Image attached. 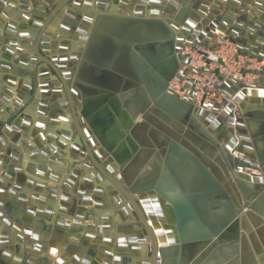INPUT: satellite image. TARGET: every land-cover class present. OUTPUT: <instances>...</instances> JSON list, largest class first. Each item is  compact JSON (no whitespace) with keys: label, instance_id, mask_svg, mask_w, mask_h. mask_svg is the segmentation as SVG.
Wrapping results in <instances>:
<instances>
[{"label":"water","instance_id":"obj_1","mask_svg":"<svg viewBox=\"0 0 264 264\" xmlns=\"http://www.w3.org/2000/svg\"><path fill=\"white\" fill-rule=\"evenodd\" d=\"M189 1L46 0L49 8L46 17L38 15L31 22L37 30H22L7 41L9 46L4 49L3 58L0 57V67L9 71L6 78L11 85L18 76L32 74L27 69L29 57L21 53V49L20 57H13L12 47L27 46L28 50L34 51L32 60H37L36 70L40 63H44L46 67H43L41 74L53 76L54 82L48 81L43 85L60 88V93L66 99L57 106L59 93L53 91L51 101L56 103L52 107L48 103H41L43 109H50V118L43 116L47 112L41 110L42 117L35 123L19 119V124L13 127L20 128L18 135L24 138L14 146L13 153L10 152L9 156L5 154L4 160L0 159V164L4 165L3 171L8 176L14 170L22 171V158L28 154L22 149L27 144L33 149L32 157L44 156L45 159L37 161L36 167L44 173L48 170V162L63 161L64 146L69 142L74 155L70 157L72 168L77 164L75 159L80 158L85 167L92 166L94 175L102 182L94 188L96 205L106 204L110 209L112 200H126V204H121V211L125 215L130 213L128 207H131L135 215L133 222L137 227L132 223L121 227L122 232L131 234L118 238L117 245L119 248L124 247L128 241L133 243L131 248L135 251L138 241H149L147 255L138 259V264H158L160 254L162 264H168L167 261L171 264H198L199 258L203 259V264L211 253L212 257L226 260L227 264H264V222L253 211H259L258 206L243 200L233 180V175L242 174L245 166L259 169L257 162L251 161L242 152L252 154L251 138L256 143V135L250 133L249 136L243 128L247 111L242 108L241 102L253 93L264 99V87L242 88L236 80L233 83L227 81L229 93L225 99L228 104L225 113H231L227 120L219 113L220 105L213 112H207L196 108L188 97L179 98L167 88L183 58L175 50V44L208 46L213 43L217 30L235 41L241 51L264 62V38L261 37L264 36V23L261 20L254 23L246 9L253 2L264 14V0H216L211 8V0L199 4L195 2L193 5ZM4 3L16 11L4 10ZM17 3L18 0H0L1 18L21 13L17 18L28 19L29 12L43 13L42 9L31 8L28 0H19L18 8ZM240 4L241 7L237 9ZM65 6L61 27L70 30L78 26V37L74 43L61 45L59 53L52 55L49 48L57 47V38L54 36L51 40L49 34H46L48 38L45 37V31ZM16 29L15 19L9 21L6 30L14 34ZM1 36L9 38L2 28ZM254 72L258 74L261 84L264 80V64ZM7 93L11 94V91L7 90ZM8 94L4 96L7 101ZM258 106L251 114L262 122L259 134H263L260 140L264 141V109H261L264 104ZM5 109L12 112L8 104ZM61 120L66 124L61 125ZM234 123L236 130L231 126ZM137 124H147L165 137L167 142L161 149L165 163L158 176L161 179L154 177L144 185L132 187L123 177L126 176L125 170L134 164L141 152L140 142L134 136ZM226 124L230 126L227 128ZM206 125H211V133L207 131ZM31 126L34 127L32 133ZM42 127H47L46 134ZM23 128L26 130L21 133ZM7 129L12 128L10 126ZM30 135L34 137L33 141H27ZM4 137V134L0 135V144L4 143ZM221 140L223 146L218 144ZM209 141L218 144V149ZM98 144L101 147H96ZM103 154H106V159L102 158ZM189 161H193L197 172L202 174V187H198V193L193 195L184 193L186 188H183L185 191L182 193H175L178 189L166 170V163L173 168L174 162L187 165ZM18 164L22 167H16ZM72 168L70 173L75 179L80 173ZM58 173L62 171L55 169L49 175L57 178ZM167 176L170 182L164 181ZM247 176L260 182L256 194L261 192L258 201L264 202V172L262 175L251 173ZM73 178H68L69 185L74 183ZM31 179L30 183L35 182L34 178ZM85 180L89 184L85 187L88 190L93 179L86 176ZM219 181L229 189L230 196L226 195ZM205 184L211 187L214 192L212 195H203ZM1 187L5 189V186ZM105 188H109V196L105 195ZM50 190L54 193L56 188ZM216 195L227 198L225 211L219 213L209 208L206 212L205 206L220 203L215 199ZM62 199L64 204L67 198ZM83 200H91L89 191ZM13 205L16 204L6 203L9 213L17 210ZM59 208L66 210L62 204ZM41 210L53 213L51 208ZM26 213L33 215V209H27ZM85 215L95 218V211L83 207L77 217L83 218ZM5 217L9 223L10 218ZM100 218L108 221L107 215H100ZM157 218L161 219L162 224L157 222ZM250 220L258 234L254 232ZM65 222L66 217L63 215L57 220L60 225ZM260 222L263 226L258 225ZM102 224L105 229L112 226L111 222ZM74 225L87 223L74 221ZM41 230H49L48 220L42 224ZM165 234L168 236L165 237ZM215 235L218 236L217 240H213ZM256 235L260 236L261 243ZM2 236L8 242V234L3 233ZM106 241L111 242V239L106 238ZM222 246L227 247V252ZM106 253L112 256L110 249ZM115 260L128 263L129 257L118 253ZM0 264L13 263L0 255Z\"/></svg>","mask_w":264,"mask_h":264},{"label":"crops","instance_id":"obj_2","mask_svg":"<svg viewBox=\"0 0 264 264\" xmlns=\"http://www.w3.org/2000/svg\"><path fill=\"white\" fill-rule=\"evenodd\" d=\"M30 3L31 8H39L42 9V12H29L27 15L29 16L28 19H21L17 18L18 15H21V13H12L9 15L8 18L2 19L0 15V28H2V31L7 32V35L9 38L1 36L0 38V57L3 58L4 55V49L9 46V43L7 42L12 37H16L18 33L22 30H28L29 28L33 30H37L33 25H31V22H33L35 19H37L38 15L42 18H45L47 15V12L49 11V8L46 5V0H28ZM201 1L204 0H190L189 3H192V5L195 2L201 3ZM247 1V0H242ZM251 2L254 0H250ZM216 0L209 1L210 8L214 5ZM54 1L52 2V4ZM19 0L17 3L18 8ZM241 7V4L237 6V9ZM20 9V7H19ZM249 13V18H251L254 23L257 21H262L264 23V14L260 7L257 5L252 4L248 7H246ZM4 10H14L10 6H8L7 3H4ZM66 10V6L63 7V9L60 11L59 15L55 17L53 22H51L46 31H45V37L46 34L51 35V40L56 36L57 38V47H50L49 50L51 54L53 53H59V47L63 44H69L74 43L78 37L77 28H72L70 30H63L61 27L62 25V17ZM16 10H14L15 12ZM28 11V10H27ZM237 14H235V17ZM204 16H202L201 21H203ZM16 21L17 28L16 33L11 34L6 30V26L9 23V21L14 20ZM81 21V19H80ZM22 24V26H21ZM250 27V26H249ZM248 27V28H249ZM258 36V35H257ZM50 37V36H49ZM264 38V36H261ZM216 39V37H213V41ZM14 56L19 58L21 53H25L29 57L30 65H28L27 69L32 71L33 73L28 74L26 76H18L16 80H14V84L11 85L7 82L6 75L9 73V71H6L0 67V135L4 134V143L0 144V159L4 160V156H9L10 152H14V146L18 145L20 141L24 138L23 135L19 136L18 133L20 131V128H15L13 126L18 123L20 120H31L33 123H35L36 120L40 119L42 117V114L40 113L41 110L47 112V114H43L45 117H49L48 112L50 109H43L41 106V103H48L50 107L56 103V101H51L52 99V93L55 91L56 93H59L57 96L58 104L56 105L60 106L61 103L66 99L65 95L60 93V88H50L43 85V83H48V81H53V76L51 74L49 75H42L41 71L43 70V67H46L44 63H40L38 66V70H36V63L37 60H32V58L35 56L34 51L28 50V47H12ZM22 50L19 51V50ZM21 52V53H20ZM72 53V51H70ZM33 61V64H32ZM42 67V68H41ZM24 85L27 87V89L24 87ZM54 85V83H53ZM52 85V86H53ZM261 86L264 87V80L261 83ZM7 90L11 91V94L7 93ZM8 94V101L5 99V95ZM32 96V99H30ZM8 104L12 112L5 109V105ZM242 108L247 111V117L246 122L244 123L243 128L247 131V133L250 136V133H254L256 135V143L251 138L252 142V154H244L243 155L248 156L251 161L255 160L257 164L259 165V169L253 168L251 166H245L242 174L233 175V180L236 183L238 192L242 196L243 200H246L250 204H255L258 206V210L253 209V211L259 215V217L264 222V202L258 201L261 192L256 194L258 192V185L260 184L259 181L255 179L249 178V174L256 173L257 175L263 174V164H264V141L260 140L261 137H263V134H259L261 132V120L256 118L255 115L251 114L254 111H256L257 108H259L258 105L264 104V99L259 98V96L256 93H253L251 95H247L245 99L241 102ZM264 109V108H261ZM226 108L219 111L221 116H223L224 119H228L231 115L230 112L227 114L225 113ZM236 113L234 114V117L236 118ZM218 115L215 113V118H217ZM61 125H65L66 122L61 120ZM19 124V123H18ZM9 125V126H8ZM33 125V124H32ZM228 125V124H226ZM11 126V130L7 129V127ZM18 126V125H17ZM207 131L211 133L210 127L211 125H206ZM230 125L227 126V128ZM234 130H236V124L234 123L231 125ZM34 127L31 126L30 133ZM214 130L216 129L213 127ZM44 133L48 132L47 127L43 128ZM26 130V128L21 129V133H23ZM136 133L138 137H140L141 141L144 143V147L141 150L138 166L136 164L132 165V168L129 169V176L132 175V179L135 180V182H140L141 184L148 183L151 181L154 177H157V179H161L158 177L161 173V170L164 166V160H163V152L162 148L166 145V138L157 133L156 131L152 130L150 126H147L145 124L140 125L139 129L136 130ZM34 137L31 135L27 138V141H33ZM67 142V140H65ZM218 141V144L221 143ZM212 146L217 147L218 144L213 143V141H209ZM46 145V143L44 142ZM99 145V144H98ZM98 145L96 147H98ZM223 146V145H222ZM70 145L67 144V147L64 149L65 153L63 154V157L66 162H62V165L66 164V168H64L58 161L56 163L48 162L47 167L48 171H53L57 168L61 169H67L69 160L72 154ZM101 147V146H100ZM12 149V151H10ZM37 149V148H36ZM23 151H28L27 156L22 158V172L25 178L19 179L18 178V172L15 171L16 174L14 176L8 177L4 175V171L0 172V178H3V181H0V204H3L6 201H9L17 210H19L17 217L12 218L10 223L6 222V217L8 216V209L6 208V204L0 205V247H5V250H1L2 254L10 255L12 261H19L20 258L13 250L7 247L5 243H15L20 242L23 243L25 238H28L30 241V247L32 248L31 257L36 261V264H44V261L47 260V264H105L107 261L109 264H138V259H142L144 256V253L147 251V246L145 249L141 248L140 241H138L136 244L139 247L138 250H133L131 246L133 243L126 242L124 247L118 248L117 247V239L121 236L127 237L131 233H124L121 230V227H124L125 225H128L131 222V219L128 215L123 214L122 211L115 212V214L110 218V214H103L100 212H97L99 208L95 204L94 200V188L88 187V190H86L84 187L86 180L85 176L87 174L84 172L83 174L78 175V179H74V183L71 184V186L67 185V180L69 178V175H71V170L66 172L64 177L60 175V178L57 180H50L46 179L47 172L45 173V176L39 177V174L35 172L37 170L38 165H31V161H34L35 163H38L37 161H41L44 158V156L40 155V157L35 158L32 157L31 153L33 149L29 148L26 144V148L22 149ZM72 151V152H71ZM237 153V151L235 152ZM103 159H106L107 156L102 157ZM77 164L74 166H82L81 163H78L79 160H76ZM136 162V161H135ZM134 162V163H135ZM16 164V163H15ZM21 166L18 164L16 167ZM22 167V166H21ZM52 167V169H50ZM75 167H71L72 170ZM83 168V167H82ZM1 170V169H0ZM166 170L170 173L173 182L175 183L177 187V191L175 193H178V191L182 193L185 190L183 188H186V194L193 195L195 193H198L196 190L198 187H202V174L197 172V166L192 161L187 162V165L183 164L181 165L180 162H174L173 168L170 167L168 163H166ZM164 169V171H166ZM48 172V173H49ZM200 172V171H199ZM213 174V171H212ZM92 175V174H90ZM214 175V174H213ZM3 176V177H2ZM215 176V175H214ZM34 178L35 182H31L30 180ZM94 178V176H93ZM95 179V178H94ZM217 179V178H216ZM165 180H169L168 176ZM38 181L45 182L46 187H51L52 185H56L55 183L60 184V187L58 188L57 192L55 193L54 197L52 198L50 196V192L48 189H38V187L35 185ZM167 182H170L167 181ZM181 182V183H180ZM220 182V181H219ZM153 183V182H152ZM32 184V185H31ZM69 184V183H68ZM95 184L96 182L95 179ZM220 184L223 187V190H225V193L227 196H230L229 189L225 188L223 183L220 182ZM1 185H5L7 187L2 188ZM21 185V188H19ZM54 188V187H53ZM91 188V189H90ZM231 188L234 190L233 186ZM90 192L91 194V200L84 201L83 198L86 196L87 192ZM174 192V191H173ZM203 192V191H202ZM211 193H214L211 190V187L209 185L205 184V196L212 195ZM217 193V192H216ZM263 193V192H262ZM35 194V195H34ZM108 195V193H107ZM62 197H66L67 200H65L63 204ZM215 199L219 200L220 203L217 205H208L206 208L204 207L205 211H215L219 213H223L226 209L227 204V198H223L221 195H216ZM73 200H76L77 202H80V204L84 205L87 210L93 209L95 211V218L87 217V215L84 216V218H79L77 215L79 214L80 209L76 210L75 213H70V207L69 203H71ZM259 203V205H258ZM65 205L66 210H63L59 208L60 205ZM203 204V203H199ZM33 209V215L26 213L27 209ZM51 208L53 209V213L48 214L44 212L41 209H47ZM86 213V212H85ZM3 215V216H2ZM66 217V222L62 225L57 223V220L60 218V216ZM99 215H107L109 218L108 221L103 220V223L105 222H111L112 226L110 228H103L101 225L97 226V224H94L95 221L98 219ZM24 217L26 220H24ZM47 220L49 221V230L48 231H39L35 230L36 227L40 226L42 227L43 223H46ZM257 220V219H256ZM74 221H78L79 223H87L86 226L84 225H74ZM20 222H22L20 224ZM31 223L30 225L26 226V223ZM157 222L160 223L161 219H157ZM251 225L254 227V232L257 233L256 228L254 226L253 221L250 220ZM68 224V226H66ZM134 224V222H133ZM162 224V223H160ZM103 225V224H102ZM259 226H263V223L258 224ZM137 227V225L135 224ZM75 227H78L74 229ZM98 228H101L100 232L98 231ZM8 233L9 235V241L5 242L4 236H2V233ZM91 233V234H90ZM92 235V236H88ZM168 235V234H167ZM20 237V238H19ZM106 238L111 239V242H106ZM20 239V241H18ZM217 239V238H215ZM256 239L261 243V238L259 235H256ZM100 241V242H98ZM3 245V246H2ZM110 249L112 252V256L109 257L106 253L107 249ZM224 248L223 250L227 252V247L222 246ZM118 253H122L129 256L130 263L122 262V261H116L115 256ZM200 256V254H199ZM198 256V257H199ZM211 257V258H210ZM233 258V257H232ZM231 258V259H232ZM206 264H227L226 260L223 261L219 259L218 257H212V253L208 256V258L205 259ZM30 261V260H29Z\"/></svg>","mask_w":264,"mask_h":264},{"label":"built area","instance_id":"obj_3","mask_svg":"<svg viewBox=\"0 0 264 264\" xmlns=\"http://www.w3.org/2000/svg\"><path fill=\"white\" fill-rule=\"evenodd\" d=\"M214 37L208 46L175 44V50L183 58L167 87L172 94L182 99L188 97L196 108L207 112H213L218 105L221 110L228 105L225 103L229 93L227 81L236 80L242 88L261 86L254 70L264 64L241 51L223 32L217 30Z\"/></svg>","mask_w":264,"mask_h":264},{"label":"bare ground","instance_id":"obj_4","mask_svg":"<svg viewBox=\"0 0 264 264\" xmlns=\"http://www.w3.org/2000/svg\"><path fill=\"white\" fill-rule=\"evenodd\" d=\"M240 104V103H239ZM140 125H142V124H137L136 125V127L134 128V131H135V133H134V136H135V138H137V140H139V142H140V148H141V150L143 149V147H144V143L141 141V139H140V137H138V135H137V133H136V130L137 129H139V127H140ZM145 125H147V124H145ZM148 126V125H147ZM44 127H42L41 129H43ZM44 130V129H43ZM42 130V131H43ZM44 132V131H43ZM46 134V133H45ZM44 134V135H45ZM65 140H67L68 141V139H65ZM166 141H167V139H166ZM72 142H74V140H72ZM67 144L68 145H70L71 146V144H69V142H67ZM67 144L64 146V149L67 147ZM97 146V145H96ZM98 147H100L99 145H98ZM71 150H72V147H71ZM73 151V150H72ZM71 151V152H72ZM236 152V151H235ZM141 153V152H140ZM27 156V155H26ZM103 157L104 156H106V154L104 155H102ZM71 157H74V155H73V152H72V154H71ZM139 157H140V154H139V156L135 159V163L134 164H136L137 166H138V161H139ZM63 161H58L61 165H62V162H66L65 161V159H64V157H63V159H62ZM76 161V160H75ZM22 162V161H21ZM54 163H56V162H54ZM133 164V165H134ZM31 165L32 166H34V165H38L37 163H35L34 161H31ZM64 168H66V164L65 165H62ZM82 166H83V164H82ZM4 167V165L3 164H0V169H2ZM71 167H72V163H71V161L69 160V164H68V168L67 169H61L60 168V170L62 171V173H58V176H57V178H54V177H52V176H50L49 175V171L48 170H46L44 173H41L40 171H38V170H35V172L36 173H38L39 174V177H41V176H45V173L47 172V178L46 179H50V180H57V179H59L60 178V175L59 174H61L63 177H64V175H65V173L66 172H68V171H70L71 170ZM75 167V166H74ZM130 168H132V165L131 166H129L126 170H125V174H126V176H125V178L123 177V180L125 181V182H127L130 186H132V187H139V186H141V185H144V183H140V182H135V180H133L132 178V175L131 176H129V169ZM50 169H52V167H50ZM57 169H59V168H57ZM83 169H84V172L87 174V176H90L92 179H93V182L91 183V188H95L96 186H98V185H100L102 182L100 181H98V179L96 178V176L94 175V172H93V168H92V166L91 167H84L83 166ZM16 170H14V172L12 173V175L11 176H14L15 174H16V172H15ZM17 172H18V174H21V175H23V172L22 171H19V170H17ZM4 175H6L5 173H3ZM90 174H92V175H90ZM6 176H8V175H6ZM11 176H8V177H11ZM24 176V175H23ZM93 176H94V178L96 179V182L98 183L97 185L95 184V179L93 178ZM3 177V176H2ZM69 177H71V178H73L72 177V175H69ZM74 179V178H73ZM75 179H78L77 177L75 178ZM67 182H68V180H67ZM69 183V182H68ZM67 183V185H69ZM56 185H52L51 187H46V185H45V182H43V181H38L37 183H35V185L38 187V189H48V191L51 193L50 194V196L53 198L54 197V195H55V193L57 192V190H58V188L60 187V184H58V183H55ZM32 185V184H31ZM2 186H5V185H2ZM69 186H71V185H69ZM5 187H7V186H5ZM56 188V190H55V192L53 193L51 190H50V188ZM90 188V189H91ZM104 193H105V195H107V193L109 194V188H105V191H104ZM35 195V194H34ZM109 196V195H108ZM7 202H9V201H6V202H4L3 204H0V205H4V204H6ZM17 204V203H16ZM96 204V203H95ZM121 204H126V200H123V201H118V200H112V207L110 208V209H108V207L106 206V204H104L103 206H99V205H96L98 208H99V210L97 211V212H100V213H103V214H110V218H112V216L115 214V212H120L121 211ZM128 209H129V214H128V216H129V218L131 219V222H132V224H133V219L135 218V215H134V213H133V211H131V207H128ZM18 212H19V210H15V213H9V211H8V217L10 218V220L12 219V217L14 216V215H17L18 214ZM3 216V215H2ZM17 218V220H19V218L18 217H16ZM84 218V217H83ZM109 219V218H108ZM158 219V218H157ZM112 222V221H111ZM150 222L152 223V224H154L153 222H152V220L150 219ZM10 223V222H9ZM22 222H20V224H21ZM103 223V219H101L100 218V215L98 216V219L95 221V223L94 224H97V226H100L101 224ZM30 224V223H29ZM28 223H26V226H28L29 225ZM135 222H134V224H133V226L134 227H136L135 226ZM84 226H86V225H84ZM30 227H31V224H30ZM76 228H78V227H75L74 229H76ZM35 230H39L40 232L42 231L41 230V227L40 226H38ZM100 230H101V228H98V231L100 232ZM106 230V229H105ZM4 233H6V232H4ZM3 234V233H2ZM8 234V233H7ZM88 236H92V235H88ZM165 237H167L168 235L167 234H165L164 235ZM215 238H218V236H213V240H217V239H215ZM8 239H9V235H8ZM9 241V240H8ZM98 242H100V241H98ZM107 242V241H106ZM26 243H27V240L26 241H24V244H25V254L23 255V263L22 264H24V262H25V260H27L26 262H25V264H27V263H31V264H36V262L35 261H33V260H30L29 259V254L26 252V249H27V245H26ZM110 243V242H109ZM140 244H141V248L142 249H145L146 248V246H148V244H149V241H140ZM19 245V244H18ZM117 247H118V245H117ZM19 249H20V246L18 247ZM119 248V247H118ZM19 249L18 250H16V253H17V255L20 257V254H19ZM109 249V248H108ZM138 249H139V247H138ZM137 249V250H138ZM1 250H5V249H3V248H1L0 247V251ZM23 251V252H24ZM147 251H148V249H147ZM147 251L144 253V256H146L147 255ZM3 255V257L6 259V260H8V261H10V262H12V263H16V262H13V261H11V260H9L7 257L8 256H10V255H4V254H2ZM108 255V254H107ZM109 257H111L110 255H108ZM143 256V257H144ZM28 257V258H27ZM201 259V260H200ZM30 260V261H29ZM202 258H199V260H198V264H202ZM206 260L204 259V262H203V264H206V262H205ZM163 263V259H162V257H161V254H160V256H158V264H162ZM167 263L168 264H171V263H169V261H167ZM16 264H19V263H16ZM44 264H47V260H45V262H44Z\"/></svg>","mask_w":264,"mask_h":264},{"label":"flooded vegetation","instance_id":"obj_5","mask_svg":"<svg viewBox=\"0 0 264 264\" xmlns=\"http://www.w3.org/2000/svg\"><path fill=\"white\" fill-rule=\"evenodd\" d=\"M216 112V111H215ZM8 215V214H7ZM18 215V214H17ZM17 215H14L12 218H16L17 217ZM17 219V218H16ZM12 220V219H11ZM10 220V221H11ZM30 223V222H29ZM28 223V224H29ZM31 224V223H30ZM29 224V225H30ZM37 228V227H36ZM35 228V229H36ZM20 238V237H19ZM27 240V243H26V245H27V249H26V252L29 254V259L30 260H33V261H35L32 257H31V252H32V248L30 247V241H29V239L28 238H25V240L24 241H26ZM18 241H20V239L18 240ZM19 244V245H18ZM5 245H7V247L8 248H10L11 250H13L14 252H16V250H18L19 248V246H20V249H19V254H20V259L21 260H19V261H15V260H13V262H16V263H19V264H22L23 263V255L25 254V244H24V242L23 243H20V242H15V243H5ZM3 246V245H2ZM1 248H5L4 246L3 247H1ZM24 251V252H23ZM5 255V254H4ZM9 260H11L12 261V259H11V257L10 256H8L7 257ZM36 262V261H35ZM45 262V261H44ZM27 264H31V263H27Z\"/></svg>","mask_w":264,"mask_h":264},{"label":"rangeland","instance_id":"obj_6","mask_svg":"<svg viewBox=\"0 0 264 264\" xmlns=\"http://www.w3.org/2000/svg\"><path fill=\"white\" fill-rule=\"evenodd\" d=\"M75 160H79L78 161V163H81L82 164V161H81V159L80 158H76ZM87 160V159H86ZM88 161V160H87ZM89 162V161H88ZM83 166H84V162H83ZM83 166H76L75 167V169L80 173V174H83L84 173V169L82 168ZM85 167V166H84ZM3 171V168L0 170V172H2ZM19 175V174H18ZM86 177V176H85ZM25 178V176H22V175H19L18 176V178H17V181H19V179H22V181H23V179ZM20 182V181H19ZM89 184H87V183H85V185H84V187L83 188H85V187H87ZM69 205H71V207H70V213H75V211L76 210H78V209H81V208H83V207H85L84 205H82V204H80V202H77L76 200H73L71 203H69ZM15 254H17L16 252H15ZM0 255L2 256V252H0ZM127 257H129L128 255H127ZM28 258V257H27ZM25 261H27V260H25ZM131 261L129 260L128 261V263H130ZM14 264V263H13Z\"/></svg>","mask_w":264,"mask_h":264}]
</instances>
